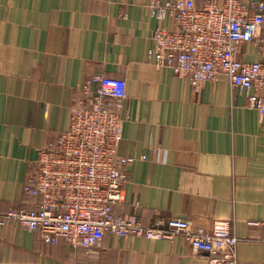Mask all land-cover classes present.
<instances>
[{
  "label": "crops",
  "instance_id": "1",
  "mask_svg": "<svg viewBox=\"0 0 264 264\" xmlns=\"http://www.w3.org/2000/svg\"><path fill=\"white\" fill-rule=\"evenodd\" d=\"M151 1L0 0V213L35 206L23 187L39 150L67 129L79 85L105 74L126 81L117 153L133 158L121 166L125 197L115 212L126 216L138 203L144 224L178 217L204 230L229 221L240 264H264V116L224 76L194 91L188 78L153 64L152 32L174 22L151 16ZM237 58L256 60L255 48L244 44ZM0 264H207V257L181 234H106L86 253L0 223Z\"/></svg>",
  "mask_w": 264,
  "mask_h": 264
},
{
  "label": "built area",
  "instance_id": "2",
  "mask_svg": "<svg viewBox=\"0 0 264 264\" xmlns=\"http://www.w3.org/2000/svg\"><path fill=\"white\" fill-rule=\"evenodd\" d=\"M151 16L171 17L174 28L157 26L148 57L188 78L194 91L220 76L246 94V104L264 116V0H152ZM255 48L257 59L237 58L241 46ZM82 96L70 110L69 124L51 146L39 150L36 168L26 177L25 194L34 207L0 213L1 224L37 231L46 243L62 238L86 253L106 235L171 239L181 234L194 251L206 253L207 264H240L237 237L229 221H215L209 230L178 218L156 217L144 224L136 208L126 216L114 206L124 200L126 174L121 166L133 161L119 157L123 78L95 74L79 85Z\"/></svg>",
  "mask_w": 264,
  "mask_h": 264
}]
</instances>
